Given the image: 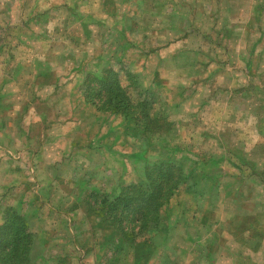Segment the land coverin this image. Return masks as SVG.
Returning a JSON list of instances; mask_svg holds the SVG:
<instances>
[{
	"label": "rangeland",
	"instance_id": "obj_1",
	"mask_svg": "<svg viewBox=\"0 0 264 264\" xmlns=\"http://www.w3.org/2000/svg\"><path fill=\"white\" fill-rule=\"evenodd\" d=\"M105 67L162 101L168 133L88 103ZM161 163L189 179L154 243L118 255L95 212ZM10 210L32 264H264V0H0V226Z\"/></svg>",
	"mask_w": 264,
	"mask_h": 264
},
{
	"label": "trees",
	"instance_id": "obj_2",
	"mask_svg": "<svg viewBox=\"0 0 264 264\" xmlns=\"http://www.w3.org/2000/svg\"><path fill=\"white\" fill-rule=\"evenodd\" d=\"M121 72L122 69L118 71L113 67H105L99 73L87 74L83 86H94L93 91L99 90L100 95L93 101L86 97L88 103L99 112L112 111L127 120H132L137 131L145 135L163 136L168 133L170 127L166 114L161 112V107L164 106L162 101L154 99L149 89L139 92V88L132 83L135 77L127 71L124 75L129 82V87L140 98V100H135L128 88L121 84ZM89 81L94 84L91 85ZM141 86L143 88V85ZM145 92L148 94L146 98H143L142 94ZM149 94L152 99L149 98ZM151 126H156L158 130L150 128ZM175 173L171 164L161 163L149 173L150 186L129 184L124 189L122 188L119 197L114 201L103 199L102 205L108 206L106 212L102 209L95 213L102 219L104 227L110 229L111 237H118L119 243H112V247L118 250V255L125 249L124 244L126 246L129 244L131 247L136 245L138 246L136 248L141 250L146 243H154L149 241L159 229L161 208L174 192L180 189L181 184L189 179V176L187 178L184 175L183 167L177 168ZM131 211L135 213L133 222L130 227H125L123 226L124 218ZM28 228L26 219L19 216L15 210L6 213L5 221L0 226V264H32L33 235L29 233ZM114 257L108 259V263H112L110 260H114ZM146 257L148 256L139 255L135 264H146V261L142 262Z\"/></svg>",
	"mask_w": 264,
	"mask_h": 264
},
{
	"label": "crops",
	"instance_id": "obj_3",
	"mask_svg": "<svg viewBox=\"0 0 264 264\" xmlns=\"http://www.w3.org/2000/svg\"><path fill=\"white\" fill-rule=\"evenodd\" d=\"M97 1H102L104 3L107 2V1H110L114 5L121 6L122 3H125L127 0H97ZM32 54H38V56H39V55H41V52H32ZM40 61H42V60H40ZM40 61L39 60H34V61L30 62V63L35 66V64L36 63H40ZM16 80H18V79H16ZM19 81H21V80H19ZM7 82L10 83L9 85H15L14 87L16 88L14 92H10V93H13L12 95L15 96V97H17V98H19V99L20 98H23V96H22V89H20L21 87H19L17 81H14V79H13V80H9ZM21 82H23V85L22 86H26L27 81H21ZM39 88H42V87L39 86ZM41 92H43V90ZM23 177H25V176L23 175ZM261 215H262V213L259 216H261ZM260 222H262V220H260Z\"/></svg>",
	"mask_w": 264,
	"mask_h": 264
}]
</instances>
